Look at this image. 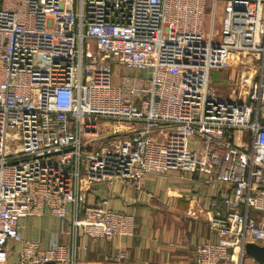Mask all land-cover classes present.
<instances>
[{"label": "built area", "instance_id": "obj_1", "mask_svg": "<svg viewBox=\"0 0 264 264\" xmlns=\"http://www.w3.org/2000/svg\"><path fill=\"white\" fill-rule=\"evenodd\" d=\"M243 53L259 60L240 76L248 91L219 94L213 71ZM179 169L230 187L193 264H246V245L264 244V0H0V264H96L76 242L26 239L21 220L132 236L134 214L88 203V187L142 189Z\"/></svg>", "mask_w": 264, "mask_h": 264}, {"label": "crops", "instance_id": "obj_2", "mask_svg": "<svg viewBox=\"0 0 264 264\" xmlns=\"http://www.w3.org/2000/svg\"><path fill=\"white\" fill-rule=\"evenodd\" d=\"M220 79L219 70L213 71L211 81ZM239 93L240 90H236L227 96L236 97ZM197 145L192 139L190 150L193 152ZM229 192L227 184L213 180L203 172L187 169L150 176L142 189L128 188L122 182H116L109 189L101 183H91L87 191L88 203L94 204L105 195L115 209L134 214L136 229L132 236L93 240L80 231L75 237L69 220L61 221L48 212L41 217L23 218L21 228L26 239H38L44 245L55 239L65 245L78 243V258L85 262L193 264L197 245L217 240V232L211 228L209 219L217 212L224 214L227 211L224 197ZM250 214L259 217L255 210H250ZM253 244L264 248L263 243ZM118 250L126 253V259H114ZM245 263L264 264V258L258 261L247 254Z\"/></svg>", "mask_w": 264, "mask_h": 264}, {"label": "rangeland", "instance_id": "obj_3", "mask_svg": "<svg viewBox=\"0 0 264 264\" xmlns=\"http://www.w3.org/2000/svg\"><path fill=\"white\" fill-rule=\"evenodd\" d=\"M219 9L218 15L216 17L215 25L214 28L215 30H220L221 29V2L219 3ZM210 7V6H209ZM53 24V21L50 19L48 21V26L51 27ZM204 33L207 35L210 31L211 28V13L207 11L205 21H204ZM91 48L93 53L98 54L99 50H97V45L94 42H91ZM103 55V53H101ZM240 58L244 61V64L241 62H238V60H233V64L231 67L223 70H219L221 73V79L218 81H211L210 86L212 89H215L219 94L227 96L232 92H236V90H240L241 93H245L248 91L247 89V84L245 86V83L240 82V76L242 75V72L247 71L249 68H254V67H259V60L256 59L254 55L251 54H241ZM241 60V59H240ZM120 70L117 71V73H120ZM231 75L232 78H231ZM212 76V75H211ZM236 78V79H235ZM99 127L102 130H107L108 128L112 127L113 121H108V120H102L100 119L98 121ZM121 129H124L121 127ZM159 133L161 136L165 135L169 129L167 127L159 128ZM90 149H92V146H89Z\"/></svg>", "mask_w": 264, "mask_h": 264}, {"label": "water", "instance_id": "obj_4", "mask_svg": "<svg viewBox=\"0 0 264 264\" xmlns=\"http://www.w3.org/2000/svg\"><path fill=\"white\" fill-rule=\"evenodd\" d=\"M250 102V98H248V103ZM246 253L256 260L260 261L264 258V248L260 245H256L253 243H249L246 245Z\"/></svg>", "mask_w": 264, "mask_h": 264}]
</instances>
